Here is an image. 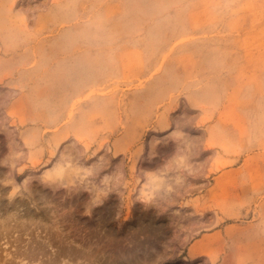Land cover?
<instances>
[{
	"label": "rangeland",
	"instance_id": "rangeland-1",
	"mask_svg": "<svg viewBox=\"0 0 264 264\" xmlns=\"http://www.w3.org/2000/svg\"><path fill=\"white\" fill-rule=\"evenodd\" d=\"M0 264H264V0H0Z\"/></svg>",
	"mask_w": 264,
	"mask_h": 264
},
{
	"label": "clouds",
	"instance_id": "clouds-1",
	"mask_svg": "<svg viewBox=\"0 0 264 264\" xmlns=\"http://www.w3.org/2000/svg\"><path fill=\"white\" fill-rule=\"evenodd\" d=\"M170 127L171 124L165 131ZM185 127L182 122L177 121L175 127L167 131L166 141L174 145L173 153L167 160L157 168L139 169L136 181L137 199L145 205L158 206L182 188L194 175L195 142L183 130ZM152 158L154 156H149V159ZM53 178L56 179L54 173ZM124 180V171L120 168L114 169L101 186L103 193L119 191Z\"/></svg>",
	"mask_w": 264,
	"mask_h": 264
}]
</instances>
